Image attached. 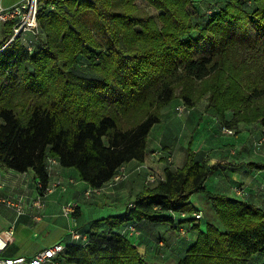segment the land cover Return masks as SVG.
I'll return each instance as SVG.
<instances>
[{"label": "trees", "instance_id": "trees-1", "mask_svg": "<svg viewBox=\"0 0 264 264\" xmlns=\"http://www.w3.org/2000/svg\"><path fill=\"white\" fill-rule=\"evenodd\" d=\"M137 1L37 0L31 53L18 40L0 51V169L32 170L45 188L51 156L99 189L123 165L144 161L148 135L174 99L194 107L207 96L205 111L228 129L264 126V0H142L157 19ZM11 35L8 23L0 47ZM201 41L211 53L194 57ZM248 167L264 170V163ZM215 169L196 159L189 141L183 166L144 185L133 208L95 220L86 232L75 210L86 242L64 240L59 264H148L116 230L150 222L176 233L177 215L196 220L194 194L205 196L221 228L207 223L176 264H248L264 252V210L208 192Z\"/></svg>", "mask_w": 264, "mask_h": 264}, {"label": "crops", "instance_id": "crops-1", "mask_svg": "<svg viewBox=\"0 0 264 264\" xmlns=\"http://www.w3.org/2000/svg\"><path fill=\"white\" fill-rule=\"evenodd\" d=\"M21 1L23 0H0V4L2 7L8 8ZM200 3L202 2L200 1ZM203 7L204 5L201 8L203 9ZM192 12L193 21L200 24L203 21L201 10L195 9ZM207 115L205 117L201 116V113L196 114L197 120H200L199 124H187L186 126L183 124L154 125L147 138L144 161L142 163L131 161L123 165L122 167L128 172V178L125 181L113 188H108L105 184L100 191L91 194L88 199L85 198L84 192L91 187L80 180L78 172L72 168L56 167L48 179V184H52L56 179L62 180L64 190H56L45 196V207L42 210L43 219L34 222L30 216L31 212L28 210L26 215L17 220L18 226L21 225L19 232L24 237L27 231L31 233L30 230H38L47 235L51 233L56 235L52 243L36 247L34 254L54 243H63L62 240H67L70 222L67 218H63L61 213L65 204L71 202L76 205V217L82 232L89 230L90 225L95 220L122 214L127 202L134 200L135 195L144 187L145 170L143 168L158 169L162 177L166 168L174 170L181 168L186 160V148L189 141H191V150L195 153L196 159H207L209 165H217V169L205 182L208 192L245 201L264 210V170L248 167V164L264 163V159L259 158V156L254 158L252 144H249L258 136L260 124H237L232 129H228L222 124H208L209 113ZM227 115L226 119L229 120L231 114L230 116ZM190 116L194 117L193 113ZM213 119H215L214 116ZM189 126L191 127L190 133L185 136ZM221 128L230 130L232 135L219 134L222 133ZM215 133H218V136ZM156 152L170 155L171 165L165 158L157 157ZM153 155L156 157L154 158ZM218 156L222 157L223 160H217ZM34 178L32 170L17 173L0 169V182L5 184L1 194L21 192L28 196H34L35 192L31 189V182ZM238 186L246 188L247 195L244 198L234 193L233 188ZM194 197L195 201L204 208L203 210L196 209V213L200 211L202 217L195 221H187L190 219L187 216L177 215L175 217V221L180 222L182 227L190 225L193 227L186 238L177 236L169 224H152L150 222H142L135 226V233H124L125 228H118L116 231L124 234L148 264H176L195 241L198 231L204 230L207 223L215 225L212 220L214 214L205 196L194 194L190 198V204L195 207L197 205L193 203ZM1 208L0 213L5 215L7 222L0 227V232L14 219V214L11 213L12 215L9 214L10 216H8L7 212ZM204 211L207 212L210 219L206 223L203 221ZM18 226L16 231H18ZM8 250L5 252L7 256H26L15 254L13 251L10 254ZM248 264H264V252L253 255Z\"/></svg>", "mask_w": 264, "mask_h": 264}, {"label": "built area", "instance_id": "built-area-1", "mask_svg": "<svg viewBox=\"0 0 264 264\" xmlns=\"http://www.w3.org/2000/svg\"><path fill=\"white\" fill-rule=\"evenodd\" d=\"M37 0H23L18 4L11 7L4 8L0 4V44L3 42L2 31L4 26L8 23L11 24L12 35L0 47V51L3 50L8 44L14 40H18L21 46L26 52L31 53L33 44L39 37V29L37 25ZM184 109H182L183 111ZM222 132L232 135V132L228 129L222 128ZM253 151L259 153L264 149V126L260 127L259 134L253 141ZM161 158H165L168 163L171 164V156L163 155L159 153ZM59 166L56 158L48 156L46 161V170L48 176L50 177L54 169ZM144 185L153 186L159 181L163 180V177L155 174L153 171H148L145 174ZM128 177V173L125 168L121 167L112 177V179L106 183L108 188H113L125 181ZM34 182V196H28L27 194H12L7 195L1 194L5 188V184L0 182V207L10 209L14 214L13 221L0 232V264H59L57 260L65 249V244L58 242L54 243L48 247H45L32 256H7L5 252L14 244L16 222L18 218L27 214L30 210V216L34 222H38L42 217V210L45 207V196L53 193L56 190L63 191L64 186L62 181L56 180L52 184H48L45 188H42L39 180L35 179ZM70 183L72 181L70 180ZM99 189H89L84 192L86 199L90 197L91 194L97 193ZM234 193L244 198L247 195L246 188L238 186L233 188ZM134 204L129 202L127 208H133ZM76 205L68 202L62 207L61 213L70 222V227L67 231L69 243H80L82 245L86 242V236L82 235L77 227L76 220L72 217L75 212ZM193 217L198 220L202 217V213L199 211L193 214ZM135 233V225H127L124 229V233ZM177 235L179 237H187L188 229L184 227H179L177 229Z\"/></svg>", "mask_w": 264, "mask_h": 264}, {"label": "rangeland", "instance_id": "rangeland-1", "mask_svg": "<svg viewBox=\"0 0 264 264\" xmlns=\"http://www.w3.org/2000/svg\"><path fill=\"white\" fill-rule=\"evenodd\" d=\"M137 5L140 8L144 9L149 14V16H151L154 19H157L158 13L154 9L147 7L142 0H138ZM202 5H203L202 3H199L198 7L201 8ZM192 14H193V12H192ZM194 16H195V13H194ZM95 35H96V38L98 39V41L100 42V44L102 45V47H105L106 42H107L106 39L98 33H95ZM209 49H210V47L207 46L205 42L201 41L199 43V45L196 47L197 51L196 52L194 51L195 52L194 57L208 56L211 53V51ZM206 104H207V96H204L194 107H187L180 100L174 99V101H172V103H170L167 107H165L162 110L161 115H160V121L158 124H183L184 126H186L187 124H199L200 120H197L196 114H200V113H201V116H205V117H207L208 116L207 113H209V118H208V122H207L208 124H221L216 117H214L215 119H213L214 115L211 113L210 110L208 112L205 111ZM182 109H184V110L182 111ZM191 109H192V111H190ZM191 112L193 113L194 117L190 116L192 114ZM226 115L230 116V113L227 112ZM251 124H257V123H251ZM190 129H191V127L189 126V128L185 132V136L189 135ZM221 131H222V128H221ZM219 134L223 135L226 133L222 132ZM215 135L218 136V133H215ZM182 136L184 137V135H182ZM249 144H252V146H253V141H250ZM159 153H161V152H156V156L161 158V155ZM252 154H253L254 158L259 156V158L264 159V149H262V151L259 153H255L253 151ZM156 156L153 155L154 158ZM217 160H223V159H222V157L218 156ZM171 162H172V160H171ZM143 169L145 170V174L148 171H153V172H155V174L162 176L159 173L158 169L149 168V167H147V169L146 168H143ZM145 174H144V178L146 176ZM33 180L31 182V189L32 190H34ZM56 180H59V179H56ZM59 181H62V180H59ZM16 194H21V192H16ZM199 195L201 196V194H199ZM129 202L130 201H128L127 204ZM193 203L197 205V206H195L196 208L193 206V208L195 210L196 209H202V210L204 209L201 204H199L198 202L195 201V197L193 199ZM1 209L4 210L5 212H7L8 216H10L9 214H11V213L13 214V212L10 209L4 208V207H2ZM62 217L65 218L63 215H62ZM42 219H43V217H41V220ZM212 220H213V223H215L216 227L221 228V225H220V223H219V221L215 215H212ZM203 221L205 223L207 221H210L209 215L205 211H204V220ZM6 222H7V219H6L5 215L0 213V227H2ZM17 226H18V222L16 224V227ZM20 228H21V225L18 226V231H16V234H15L14 244L9 248L8 253L13 251L15 254H21V255H26V256L33 255L36 247H38V246L41 247V246H44L48 243H52L53 239L56 236L54 233L47 235V234H43L41 231H38V230L28 229L31 231V233L29 231H27V233L24 237V235L21 232H19ZM33 233H35V234H33ZM29 234H30V236H29ZM62 241H64V240H62Z\"/></svg>", "mask_w": 264, "mask_h": 264}]
</instances>
